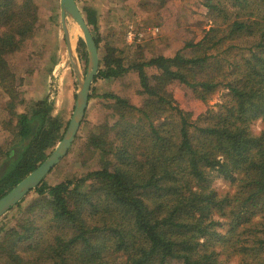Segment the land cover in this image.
<instances>
[{"label":"trees","instance_id":"16d2710c","mask_svg":"<svg viewBox=\"0 0 264 264\" xmlns=\"http://www.w3.org/2000/svg\"><path fill=\"white\" fill-rule=\"evenodd\" d=\"M203 5L213 25L172 57L126 66L105 45L93 82L135 73L143 102L97 95L115 117L92 127L85 143L99 168L54 185L44 179L25 217L0 225V264H229L236 255L239 264H264V125L258 134L251 127L264 123V0ZM84 17L100 50L96 14L87 9ZM39 23L36 0H0V89L13 135L8 148L0 146V198L50 156L69 125L48 98L18 111L25 98L7 57ZM79 52L88 61L84 40ZM173 82L205 103L223 90L218 109L194 121L176 104ZM213 177L235 191L220 194Z\"/></svg>","mask_w":264,"mask_h":264},{"label":"rangeland","instance_id":"374dc122","mask_svg":"<svg viewBox=\"0 0 264 264\" xmlns=\"http://www.w3.org/2000/svg\"><path fill=\"white\" fill-rule=\"evenodd\" d=\"M36 3L40 12L36 33L25 41L18 52L7 57L25 98V104L19 106L18 111H29L36 101L48 98L54 103L53 115L69 123L80 90L79 79H83L88 66V61L82 59L79 52L83 34L73 19L67 18V22H63L59 0H36ZM77 3L83 15L86 16L87 9L96 14L98 28L95 34L102 41L100 56L104 54L105 45L113 46L126 66L132 61L149 59L159 54L172 57L188 43L201 40L213 25L203 0H77ZM130 26L144 35L140 42L130 44L127 40L126 33ZM93 29L90 27V30ZM75 64L79 66L81 78L78 77ZM157 72L149 69L150 75ZM92 88L94 97L89 102L74 144L67 156L45 177L48 184H57L66 177H81L99 168L98 154L88 150L85 143L92 127L106 122L114 123L115 117L113 110L105 106L106 100L97 95L114 93L130 99L136 106L143 102L138 93L141 89L139 78L135 73L128 72L114 79H100L92 83ZM169 89L176 104L191 113L194 121L209 109H218L223 91H217L205 103L178 82L169 84ZM7 99L0 89V146L4 148H8L13 139L10 130L5 128V123L11 118L6 110ZM251 125L253 133L258 134L264 123L258 119ZM212 187L220 194L235 191V185L223 177L215 178ZM35 197L37 195L30 192L22 208L7 212L0 218V225L6 229L15 226L25 217L24 210ZM44 221L39 219L41 224ZM219 230L226 231L225 228ZM222 258L226 259L227 256L223 254ZM228 262L239 264L240 256H232ZM0 263H6L5 259H0Z\"/></svg>","mask_w":264,"mask_h":264},{"label":"water","instance_id":"95a60500","mask_svg":"<svg viewBox=\"0 0 264 264\" xmlns=\"http://www.w3.org/2000/svg\"><path fill=\"white\" fill-rule=\"evenodd\" d=\"M61 7L63 22L66 23L67 18H71L81 29L88 51L87 71L83 79H79L80 90L77 94L73 115L62 140L43 163L0 198V218L38 187L45 177L67 156L85 119L90 102L92 83L100 69V52L77 0H61ZM74 66L78 77L81 78L78 64Z\"/></svg>","mask_w":264,"mask_h":264},{"label":"built area","instance_id":"2783aa9c","mask_svg":"<svg viewBox=\"0 0 264 264\" xmlns=\"http://www.w3.org/2000/svg\"><path fill=\"white\" fill-rule=\"evenodd\" d=\"M143 36L144 35L136 31L133 26L128 27L126 38H128L127 40H129L130 44L140 42Z\"/></svg>","mask_w":264,"mask_h":264}]
</instances>
